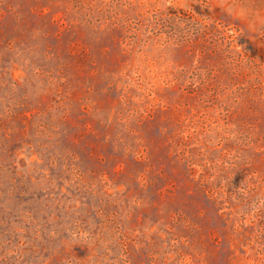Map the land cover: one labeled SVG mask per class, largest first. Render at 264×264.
Segmentation results:
<instances>
[{
  "label": "rangeland",
  "instance_id": "obj_1",
  "mask_svg": "<svg viewBox=\"0 0 264 264\" xmlns=\"http://www.w3.org/2000/svg\"><path fill=\"white\" fill-rule=\"evenodd\" d=\"M0 264H264V0H0Z\"/></svg>",
  "mask_w": 264,
  "mask_h": 264
}]
</instances>
